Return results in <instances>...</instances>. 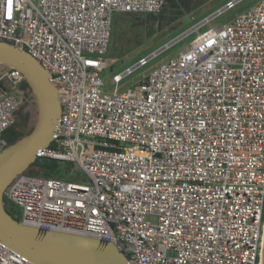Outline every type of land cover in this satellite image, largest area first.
Masks as SVG:
<instances>
[{
  "label": "built area",
  "instance_id": "obj_1",
  "mask_svg": "<svg viewBox=\"0 0 264 264\" xmlns=\"http://www.w3.org/2000/svg\"><path fill=\"white\" fill-rule=\"evenodd\" d=\"M243 1H229L175 58L113 93L102 73L115 14L158 17L167 0H0V40L50 72L62 104L37 159L71 163L84 178L17 175L6 210L27 227L111 241L129 264H262L264 0L211 25ZM25 83L0 64V153L32 99ZM0 264L34 263L0 242Z\"/></svg>",
  "mask_w": 264,
  "mask_h": 264
},
{
  "label": "water",
  "instance_id": "obj_2",
  "mask_svg": "<svg viewBox=\"0 0 264 264\" xmlns=\"http://www.w3.org/2000/svg\"><path fill=\"white\" fill-rule=\"evenodd\" d=\"M0 64L23 74L37 104L33 130L0 153V242L34 264H129L111 241L27 227L6 210L5 190L17 175L32 167L39 149L52 144L62 104L50 72L28 51L0 40Z\"/></svg>",
  "mask_w": 264,
  "mask_h": 264
},
{
  "label": "rangeland",
  "instance_id": "obj_3",
  "mask_svg": "<svg viewBox=\"0 0 264 264\" xmlns=\"http://www.w3.org/2000/svg\"><path fill=\"white\" fill-rule=\"evenodd\" d=\"M229 1L233 0H208L197 9L185 13L173 22H169L172 13L166 11L163 25H160L159 19L147 22L144 14L129 16L126 15L128 13H116L113 22L111 46L106 59L107 68L102 73L104 90L113 93L125 91L139 82L143 76L175 58L186 45L196 38L197 33L194 28L199 26L201 27L200 32H205L209 28L206 19L223 9ZM260 1L245 0L234 9L212 19L211 25L213 27L224 25ZM123 16H128L127 22L118 21ZM183 36L184 38H182ZM178 38L180 39L177 42L153 57L147 66L137 69L119 84L112 83L114 75L124 73L127 68H132L138 64L141 58L152 56ZM24 114H29V118L27 122L23 123L22 128L23 133H27L34 127L37 119V104L33 96L30 104L24 108ZM58 170L65 173L66 179L75 181L84 179L81 172L76 171L73 166L70 167L66 162L59 161ZM28 171L38 173L40 169L37 166H32Z\"/></svg>",
  "mask_w": 264,
  "mask_h": 264
},
{
  "label": "trees",
  "instance_id": "obj_4",
  "mask_svg": "<svg viewBox=\"0 0 264 264\" xmlns=\"http://www.w3.org/2000/svg\"><path fill=\"white\" fill-rule=\"evenodd\" d=\"M208 0H167V5L161 12V14L158 17H153L150 15H146V21H155V20H160V25H163V21L165 20V13L166 11H170L172 13L170 17L169 22L176 21L179 19L181 16H183L185 13L191 12L201 5H203L205 2ZM131 16L132 14H126ZM128 16H123L119 18L118 21L127 22ZM25 87L30 89L29 85L25 83ZM24 106L17 112V122L14 123L12 127H10L8 130H6L2 137L6 140L7 146H11L18 142L21 138H23L25 135L29 134L31 130H29L27 133H23L22 128H23V123L27 122L29 118V114H24ZM19 119V121H18ZM22 123H21V121ZM58 160H53V159H37L36 162L32 166H37L40 171L38 173H35L33 171H28L27 174L29 175H37L38 176H44V177H51V178H60V179H65L68 181H72L73 179H66V175L63 172H60L58 170ZM67 163V162H66ZM69 164L70 167H72L71 163Z\"/></svg>",
  "mask_w": 264,
  "mask_h": 264
},
{
  "label": "bare ground",
  "instance_id": "obj_5",
  "mask_svg": "<svg viewBox=\"0 0 264 264\" xmlns=\"http://www.w3.org/2000/svg\"><path fill=\"white\" fill-rule=\"evenodd\" d=\"M264 247V246H263ZM263 254H264V248H263V252H262V262H263Z\"/></svg>",
  "mask_w": 264,
  "mask_h": 264
}]
</instances>
